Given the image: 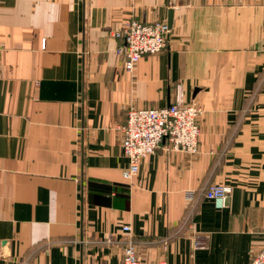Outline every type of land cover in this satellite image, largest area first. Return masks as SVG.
Listing matches in <instances>:
<instances>
[{
	"label": "crops",
	"instance_id": "0c3cea01",
	"mask_svg": "<svg viewBox=\"0 0 264 264\" xmlns=\"http://www.w3.org/2000/svg\"><path fill=\"white\" fill-rule=\"evenodd\" d=\"M169 12L166 47L127 73L113 32ZM177 85L204 110L199 153L163 142L123 180L128 109ZM129 242L143 264L264 246V0H0V264H120Z\"/></svg>",
	"mask_w": 264,
	"mask_h": 264
},
{
	"label": "built area",
	"instance_id": "2783aa9c",
	"mask_svg": "<svg viewBox=\"0 0 264 264\" xmlns=\"http://www.w3.org/2000/svg\"><path fill=\"white\" fill-rule=\"evenodd\" d=\"M170 31L166 22L143 23L134 19L114 31L113 38L120 41L116 53L122 57L124 70L132 73L143 56L163 50ZM203 114V108L195 100L184 101L181 85H177L175 100L168 107L129 108L124 124L119 126L123 155L128 160V166L122 172L123 180H132L138 174L142 159L153 154L163 142L174 151L188 155L199 153V122ZM231 191L229 186L210 185L203 197L212 201L215 208L224 209ZM187 199L193 201L195 194L188 193ZM123 231L129 232L130 227L124 226ZM120 264H143L132 243L125 246ZM157 264L167 263L161 259ZM249 264H264V246L251 257Z\"/></svg>",
	"mask_w": 264,
	"mask_h": 264
},
{
	"label": "water",
	"instance_id": "95a60500",
	"mask_svg": "<svg viewBox=\"0 0 264 264\" xmlns=\"http://www.w3.org/2000/svg\"><path fill=\"white\" fill-rule=\"evenodd\" d=\"M168 25H169V27H170V25H171V12H169Z\"/></svg>",
	"mask_w": 264,
	"mask_h": 264
}]
</instances>
